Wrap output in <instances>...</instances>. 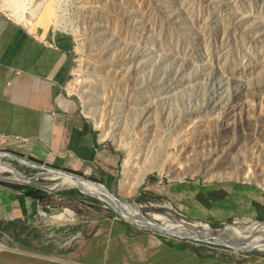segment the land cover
I'll use <instances>...</instances> for the list:
<instances>
[{"label":"rangeland","instance_id":"rangeland-1","mask_svg":"<svg viewBox=\"0 0 264 264\" xmlns=\"http://www.w3.org/2000/svg\"><path fill=\"white\" fill-rule=\"evenodd\" d=\"M0 12L44 42L72 40L67 89L94 127L105 159L65 168L20 155L21 148L2 151L96 187H61L65 176L1 159L0 185L26 187L1 179L17 173L39 176L35 183L57 191L40 190L42 201H31L37 208H31L30 228L20 238L34 249L10 232L0 234V252L24 250L78 264L86 247L108 241L109 224L122 219L89 197L109 200L101 185L123 201L160 208L179 230L181 222L249 230L264 223V0H0ZM181 185L220 187L247 202L231 218L224 215L229 203L221 205L219 219L210 209L185 217L169 196ZM237 188L245 194H237ZM111 206L138 219L130 206L126 211ZM129 225L130 239H121L131 259L151 255L163 238L226 264H264V252L236 254Z\"/></svg>","mask_w":264,"mask_h":264},{"label":"crops","instance_id":"crops-1","mask_svg":"<svg viewBox=\"0 0 264 264\" xmlns=\"http://www.w3.org/2000/svg\"><path fill=\"white\" fill-rule=\"evenodd\" d=\"M73 52V42L68 36L54 43L44 42L0 12V152L21 148L36 161L62 163L65 168L88 167L105 161L94 127L81 114L79 102L67 89ZM240 190L243 189L237 188L236 193L244 195L246 190ZM229 192L220 187L181 185L174 187L169 196L185 217H196L210 209L208 213L219 219L223 212L221 205L232 206L229 214L223 212L226 218H231L237 215L239 204L247 202ZM31 208L37 206L22 192L0 185V230L15 222L29 229ZM122 237L111 238L109 234L108 241L91 243L78 264H91V248L103 249L101 264H226L197 250L166 249L167 243L175 244L167 240H162L151 255L131 259ZM141 240L143 244L148 242L145 237ZM0 264L67 263L48 261L34 252L6 250L0 252Z\"/></svg>","mask_w":264,"mask_h":264},{"label":"water","instance_id":"water-1","mask_svg":"<svg viewBox=\"0 0 264 264\" xmlns=\"http://www.w3.org/2000/svg\"><path fill=\"white\" fill-rule=\"evenodd\" d=\"M27 158L28 157L22 159V158L14 155V154H10L8 152H0V160L1 159L2 160L7 159V160H10V162H12V163L27 166V167L32 168V169L37 170V171L38 170L46 171L47 175L54 174L56 176H68V177L75 179L77 181L83 180L87 183L96 184L90 180H85V179L80 178L74 174H68L63 170H52V169H47L43 166H38V165L33 164V163H27L25 161ZM8 165L11 166V168H13L14 170H17L14 167V165H12V164H8ZM4 175H10V173L5 172ZM25 177H27V176H25ZM38 177L39 176L27 177L28 181L26 183H19V182L10 181L8 177H4V176H2L1 179H3L4 181H7V183H15V184L24 185V186H31V187H35V188H38L39 190H43V191H49V192L57 191L55 188L43 187V186L35 183L34 180L37 179ZM97 185H99V184H97ZM76 189L82 195H87L85 192L81 191L79 188H76ZM105 192L107 193V195L109 197H111V199L116 201L119 205H127V206H130L133 209L137 210L140 218L139 219L129 218L128 216H126L125 213L119 212L115 208H113L111 206V204L109 202H107L106 200L101 199V198H97V197H93V196H89V195H87V196L109 206L125 222H127L131 225H137L139 227L149 229L153 233H156L160 236H165L168 238L179 239V240H185L188 242L202 243V244L211 245V246H221V247H224L226 249L231 250L232 252H234L236 254L247 253V252H251V251L264 252L263 250H261V248L264 249V243H257L255 245H252V243H251V241L254 240L255 238H259L260 240H264V234L257 233V232L255 233L254 231L249 232L250 226H240V225H235V224H229V225L222 227V228H217V229H211L210 228L211 229L210 234L204 238L187 237V236L181 237V236L174 234V232L162 233L161 231H159L155 228V227L160 228L162 226L161 221H159V219L157 218V216L164 217L163 216L164 214H161L162 211L160 210V208L155 207V206H151V208L148 209V208L141 206L139 204V202L130 203V202L123 201L122 199H120L116 195L111 194L108 191V189H106V188H105ZM146 210L153 211L154 214L151 216L147 215V214L144 215L143 212H145ZM180 224H183L184 226H186L188 228L191 227L192 229L190 231H192V232H196L197 234L201 233L200 229H198V228L195 229L194 227H192V225H194V224L185 223V222H181ZM260 225H264V223L260 224ZM232 228H238V229H242L245 231H243V233L241 232L242 234L238 235V234L233 232Z\"/></svg>","mask_w":264,"mask_h":264},{"label":"trees","instance_id":"trees-1","mask_svg":"<svg viewBox=\"0 0 264 264\" xmlns=\"http://www.w3.org/2000/svg\"><path fill=\"white\" fill-rule=\"evenodd\" d=\"M20 152L21 153H18V154L23 155V156L28 155V152H26V151H24L25 153L22 151H20ZM14 189H16V191L22 192L26 198H28L29 200H31L33 202H40V201H42V199L45 196L42 191L35 190V189H33L31 187H27V186L26 187H16ZM66 194L67 193H65L64 195H66ZM129 226L130 225L122 219H120L119 221H114V222L110 223L108 227H109V230L111 232V234H110L111 238H117L121 235L126 237V238H130L133 232L131 231ZM0 231L7 232V233L13 232L14 233L13 236L15 237V240H17L19 242V244H21V245H22V243L24 244V242H25V241H22L20 236L22 233H26V229L19 227L18 224H16V222L10 224L8 229L4 228L3 230H0ZM161 239L164 240L163 238H161ZM167 245H168V247L166 249H170V250L191 249L192 251H195L189 245H185V244H174V245H172L171 243H167ZM25 247L34 249L32 247V245H30L27 242H25ZM93 247H94V244H93ZM102 250H103L102 248H99V251H96L95 248H91L90 249V251H91L90 256H91L92 260H90L89 263L101 264L102 258H103V255H102L103 251ZM119 256H120V254H119ZM115 258H117L116 255H115Z\"/></svg>","mask_w":264,"mask_h":264},{"label":"bare ground","instance_id":"bare-ground-1","mask_svg":"<svg viewBox=\"0 0 264 264\" xmlns=\"http://www.w3.org/2000/svg\"><path fill=\"white\" fill-rule=\"evenodd\" d=\"M65 177H66V179L62 182L61 187H65L66 188V187H70V186H76L79 183H82V184L86 185L91 190L93 189V187H96V185L93 184V183H87V182H85L83 180H78L77 181V180L72 179V178H70L68 176H65ZM245 178H246V176L244 177V179ZM221 179H225V177L224 178H221ZM9 180L10 181H14V182H19V183H26L28 181L27 178H25L22 175H19L17 173H14L13 174V177H11ZM100 188L107 195V193L105 192V187L101 185ZM106 201L109 202L111 205H114L115 207H118V208L122 209L123 211H126L127 208L129 207L127 205H119L116 201H114L113 199H111V197H109V200H106ZM139 218L140 217L138 215V219ZM157 218L159 219V221H161V223H162L161 225L162 226L160 228H158V227H155V228L157 230L161 231L162 233L174 232V234H176L178 236H181V237H186L187 236V237H201V238H204L207 235H209L210 232H211V229H210L209 226L204 225V224H196V223L194 225H192V227H194L195 229H197V228L200 229L201 230V233H198L197 234L196 232H192V231H190L192 229L191 227L188 228V227L184 226L183 224H181L182 228H181V230H179L170 221H167L164 217L157 216ZM232 230H233L234 233H236L238 235L239 234H242L243 231H245V230H241V229H238V228H232ZM251 231H254L255 233L257 232V233L264 234V226L261 225L259 227H256L254 229L249 230V232H251ZM260 241L261 240L259 238H255L254 240L251 241V243H252V245H255L257 243H264V242H260ZM261 250L264 251V249H262V248H261Z\"/></svg>","mask_w":264,"mask_h":264}]
</instances>
